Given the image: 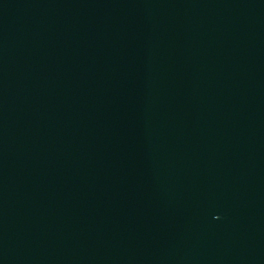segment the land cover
I'll list each match as a JSON object with an SVG mask.
<instances>
[{
	"label": "water",
	"instance_id": "water-1",
	"mask_svg": "<svg viewBox=\"0 0 264 264\" xmlns=\"http://www.w3.org/2000/svg\"><path fill=\"white\" fill-rule=\"evenodd\" d=\"M0 264H264V0H0Z\"/></svg>",
	"mask_w": 264,
	"mask_h": 264
}]
</instances>
